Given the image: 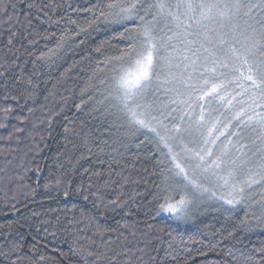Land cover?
<instances>
[{"label":"snow or ice","instance_id":"6c2138e0","mask_svg":"<svg viewBox=\"0 0 264 264\" xmlns=\"http://www.w3.org/2000/svg\"><path fill=\"white\" fill-rule=\"evenodd\" d=\"M22 5L35 9V14L25 11ZM60 7L63 6L53 5L51 0L42 5L36 0H0V28L7 25L5 47L10 52L15 49L21 37L17 25L33 37L28 40L30 45L38 43L36 37L46 41L55 37V33L39 32L33 20H39L43 13L47 17L44 23L59 25L60 20H53L46 10ZM82 11L88 13L85 23L68 18L67 24L75 26L71 40L62 33L54 48L32 61L31 73L25 71L27 60L22 65L17 64L18 57L11 63L8 59L0 62V100L10 101L0 106V128L7 129L6 122L14 117L21 126L13 125V131L25 132L23 125L35 109L27 107L28 116L16 115V111L24 109L29 101L35 102L41 91L34 80L36 61H45L49 67L56 65L57 60L64 59L62 52L67 55L66 46L70 47L82 34L90 35L89 30H97V23L103 22L122 27L120 39L124 46L114 55L106 52L112 47L110 41L93 49L105 59L99 62L102 67L92 72L88 87L81 89L80 103H74V108L77 112L87 108L93 119L102 117L100 124L109 135L104 138L103 134L86 132L83 123L78 129L69 127L73 121L64 115L66 143L57 155L55 170L49 168L43 184L40 180L44 168L34 159L28 160L27 153L15 164L6 160L0 166V191L5 195L11 192L13 200L22 194L25 200L35 201L43 193L41 204L48 200L64 203V207H49L43 214L32 215L39 218L37 233L43 231L53 238L60 233L62 242L68 245L67 252L57 247L56 254L48 256L41 254V238L29 233L33 243L27 245L26 237L17 233L19 240L9 242L7 250L0 245V264L176 261L179 253L173 245L175 238L168 242L163 256L161 249L153 245L154 238L162 242L163 235L171 237V231L147 221L143 229L138 227V221H117L115 227L107 224L109 213L118 212L122 219L136 214L134 197L124 198L123 190L129 182L123 175L127 165L120 171L113 165H121L117 157H123L132 147L139 150L142 145L148 152L143 159L152 161L150 172L147 167L143 169L152 177L149 214L154 211L157 217L166 215L179 228L209 210L220 213L225 221L243 211V218L237 219L230 231L224 230L227 235L220 230L212 233H219L216 244L235 242L226 246V251L219 250L224 257L221 264H264V241L251 249L235 246L243 242L240 233L257 228L264 231V0H96ZM84 44L85 40L80 39L76 47ZM15 68H19L18 73L12 71ZM45 90L47 101L54 93ZM62 111L44 113L40 124L51 130ZM36 128L32 122V129ZM27 135L32 138L33 132L29 130ZM12 138L10 132L8 140ZM69 144L79 151V156H65ZM93 147L98 152H93ZM106 148L116 153L107 162V174L81 163L91 162L93 156L99 163H106L100 159ZM36 151H40L39 145ZM60 156L68 160V168L59 162ZM136 158H141L139 152ZM81 169V174L88 176L87 182L72 178ZM29 173L34 175V183ZM114 177H120L123 183ZM117 187L120 191L112 198L108 190L116 191ZM193 242L205 243L203 239ZM216 244L209 241V251H217ZM189 260L194 262L196 257L189 256L181 264Z\"/></svg>","mask_w":264,"mask_h":264},{"label":"trees","instance_id":"16d2710c","mask_svg":"<svg viewBox=\"0 0 264 264\" xmlns=\"http://www.w3.org/2000/svg\"><path fill=\"white\" fill-rule=\"evenodd\" d=\"M36 2L42 5L44 3H49L50 0H36ZM51 3L53 5L63 6L46 10L53 20H60V24L50 25L44 23L47 17H45L43 13L39 14V20H33V24L37 27L39 32L55 33V37L47 41L36 37L38 43L30 45L28 40L33 37L28 36L27 33L17 25L16 30L21 33V37L17 39L15 49L10 52L8 48L5 47L7 42V25H4L3 28H0V62L4 59H8L9 63H11L12 60L18 57L17 64L22 65L24 61L27 60L28 63L25 66V71L26 73H31L32 61L42 53L47 52L48 48H54L56 39L59 38L62 33L66 38L71 40L75 26L67 24V19L71 18L80 24H84L88 18V13L82 11V9L84 7H90L92 4L96 3V0H51ZM69 5L71 7H69ZM21 7H23L25 11H31L35 14V9L28 10L25 5ZM74 9H81V11H75ZM9 11L11 12V9H9ZM21 20H23V15H21ZM64 29H67V32H64ZM96 29L97 30L90 29V35L82 34L80 37H76L75 43H71L70 47L66 46L67 55L65 56L62 52L61 55L64 56V59L57 60L56 65L49 67V64L45 61H36L37 71L34 80L39 82L41 91L37 95L35 102L29 101L24 109H17L16 115L28 116L27 107L34 108L35 113L30 116L29 121L23 125L25 128L24 133H15L13 131V125L21 126L14 117H10L6 122L8 123L7 129L0 128V137H4V139H0V166H3L6 160H13V164H15L18 159L27 153L26 158L28 160L34 159L37 164L44 168L42 179L40 180V183L43 184L45 182L43 177H47L49 168L55 170L57 155L59 151L64 148V144L66 143L63 124L67 122L63 120L64 115H68L73 121L69 127L78 129L81 123H83L86 132L90 130L95 136L103 134L104 138L108 137L109 133L100 124V120L103 119L102 117L93 119L92 116L87 114V108H85L83 112H77L74 108V103H80L81 89L88 87L89 77L92 75V72L97 67H102L99 62L105 59L104 55L96 53L93 49L100 46L104 41H110L112 47L107 48L106 52L107 54L114 55L118 49L124 46V42L120 39V33L123 31L120 25H108L103 22H98ZM80 39H84L85 44L76 47ZM16 49H19V51H16ZM25 49H27L28 52H25ZM29 52L31 55L28 54ZM89 56L90 59H85V57ZM70 65L74 66L70 71L65 73V69H68ZM2 70L3 69H0V71ZM12 71L18 73L19 68H15ZM61 73H65V75L61 76ZM45 89L51 90L54 93L47 101L44 99V96L48 95ZM2 92L3 89L0 88V93ZM84 99L87 100V96H85ZM6 103H10V101L0 100V106ZM23 103L24 101L21 100V104ZM42 105L45 106L43 109L41 107ZM61 109H63V111L60 116L56 118L51 130H48L45 124H40V119L43 118L44 113L50 110L60 111ZM98 115V113H93V116ZM32 122L37 124L36 129H32ZM29 130L33 132L32 138H29L27 135ZM10 132H13V138L8 140V134ZM41 136H44L45 139L41 140ZM17 138H19V142H17ZM70 139H73L74 142L78 141L77 137H70ZM36 145H39L40 151H36ZM151 147L152 146H149V148ZM121 151H123V149H121ZM93 152H98V149L93 147ZM137 152L140 154V159L136 158ZM79 154L78 150L72 149L71 144H69L68 149L65 150V156L75 157L79 156ZM115 155L116 153L112 152L111 148H106L104 153H100V159L105 160L106 163H99L95 156L92 157L91 162L82 161L81 163L84 167H88L93 171L99 170L107 174V162H111L112 156ZM146 155H148V152L142 145L139 150L132 147L129 151L124 153L123 157H117L121 160V165H113V167L116 168L117 171H120L122 166L127 165L124 168L123 175L128 176L129 182L125 184L123 190L124 198L127 199L130 196L134 197L133 211L136 214L122 219L121 214L118 212L109 213V220L107 221L108 226L115 227L117 221L123 224L124 220H128L129 223L138 221V227L143 229L145 227L144 222L147 221V223L154 224L158 228H164L166 232L171 231V237L163 235L162 242L155 238L153 239V245L161 249L160 255L163 256L164 250L168 249V242L175 238L173 240V245L179 255H177L176 261H172L169 258L166 264H181V262L188 259L189 256L196 257V260L194 262L189 260L188 264H221L224 257L219 250L223 248L224 251H226V246H232L235 242L226 240L220 244H216V241L219 240V233H217V235H212V233L216 230H220L227 235V231L224 230L227 229L230 231L237 219L243 218L244 212L240 211L233 216L232 220L225 221L224 216L220 213L209 210L204 215L195 218L194 222L182 224L179 228L176 227L173 220L165 217L166 215L157 217L154 211L149 214L147 212V207H150L148 201L151 200V196L148 195V190L152 177L143 169L147 167L150 172L152 170V161L144 160L143 157ZM65 156H60L59 162L64 164L65 168H68L69 164ZM133 162H135V167L132 166ZM9 171L11 172V169H9ZM81 173L82 169L73 173L72 178L77 182L80 180L87 182V174L82 175ZM28 175L33 177L32 182L34 183V175L32 173ZM114 178L120 180V177ZM132 181H139V183H133ZM120 182L123 183L122 180H120ZM119 191L120 189L118 187L116 191L109 189L108 195L114 198ZM137 193H139V195H137ZM54 195L55 193H53V196ZM11 197V192L5 195L4 191H0V245H4L5 250H7L9 242L19 240L17 233L24 235L26 237L24 243L30 245L33 243L31 235H29V233H31L41 238V254L48 256L55 255L57 247L67 252L68 245L62 242V234L58 233L57 236L53 238L43 231L40 233L35 231L38 227L39 218L32 215L33 212L43 214L49 207H64V203L58 205L55 200H48L41 204L40 200L43 198V193L37 196L35 201L25 200L22 194H17V200L20 201L19 203ZM13 205H15V208ZM25 205L27 206L25 207ZM68 206L70 207L71 205L69 204ZM86 207L90 208L91 205H86ZM17 208L19 211H16ZM155 235L158 236L161 234L157 233ZM240 236L243 242L242 244H236V247L251 249L253 247H259L260 242L264 241V231L259 228L250 233H240ZM190 237L192 239H190ZM181 239L184 241L183 243ZM201 239H203L205 243L193 242V240ZM209 241L216 244L217 251H209ZM45 244L47 245L46 247H44ZM25 251H27V248H25ZM199 252H205L207 255L199 256L197 255Z\"/></svg>","mask_w":264,"mask_h":264},{"label":"rangeland","instance_id":"374dc122","mask_svg":"<svg viewBox=\"0 0 264 264\" xmlns=\"http://www.w3.org/2000/svg\"><path fill=\"white\" fill-rule=\"evenodd\" d=\"M165 216V215H164ZM166 217V216H165Z\"/></svg>","mask_w":264,"mask_h":264}]
</instances>
